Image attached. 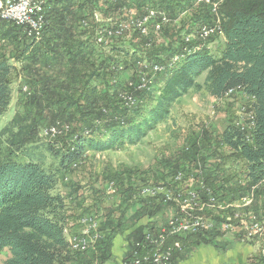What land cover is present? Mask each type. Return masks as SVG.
Instances as JSON below:
<instances>
[{
    "label": "trees",
    "instance_id": "trees-1",
    "mask_svg": "<svg viewBox=\"0 0 264 264\" xmlns=\"http://www.w3.org/2000/svg\"><path fill=\"white\" fill-rule=\"evenodd\" d=\"M31 1L41 6L39 39L0 19V117L8 111L11 85L18 81L13 116L0 129V253L8 251L2 264H106L114 239L124 234L122 262L144 258L146 235H156L170 216L167 212L175 210L170 202L138 194L149 184L187 188L202 183L219 203L250 193L257 201L264 194V0H218L216 15L196 0ZM126 9L135 17L161 11L178 22V29H164L167 42L162 43L153 31L146 36L134 31L127 39L119 32ZM99 14L104 22L96 21ZM216 16L221 48L211 51L205 44L210 38L184 42ZM203 74L200 85L197 79ZM202 88L218 101L241 94L249 102L250 118L227 124L219 134L201 126L182 146L166 147L170 153L152 166L105 168L104 197L112 183L119 203L104 205L100 236L92 248L72 250L66 235L70 223L74 220L77 229L69 235L78 234L79 220L93 213L86 208L73 215L71 203L81 193L67 184L68 175L88 152L143 143L167 121L173 103ZM51 127L57 135L46 134ZM226 166L238 167L233 183ZM178 174L183 182L174 183ZM232 217L230 211L224 217L213 211L209 218L216 225L238 227ZM220 236L215 229L170 238L167 245L178 241L181 250H173L167 264L177 262L185 248ZM260 259L264 263V256Z\"/></svg>",
    "mask_w": 264,
    "mask_h": 264
},
{
    "label": "rangeland",
    "instance_id": "rangeland-1",
    "mask_svg": "<svg viewBox=\"0 0 264 264\" xmlns=\"http://www.w3.org/2000/svg\"><path fill=\"white\" fill-rule=\"evenodd\" d=\"M31 7H39L35 8V15H42L40 5L35 4L31 1ZM210 10L215 15L216 12H213L212 8H210ZM148 11L156 13L157 19H169L167 15L161 11H156L153 9ZM135 16H137L136 13L133 10L130 11L129 9L124 10V14H122L124 21H122L121 24L124 26L123 32L126 33L124 37L127 39L131 37V33L136 31L135 29H133V25L131 22L133 18H137ZM101 18L104 22V18L102 17V15L99 14V16H95L96 21H102ZM176 23L178 22L170 21L169 23L162 25L161 29L157 31L154 30L153 25L151 23H144V35H141L140 32L139 34L141 36H146L149 31H153L154 33L152 34L156 35L155 39L158 43L167 42V37L164 35L163 30L167 28L169 30H173L172 28L177 30L178 28L175 26ZM215 24L219 25V19L217 17L214 23L210 25H204V27L214 28ZM220 33L221 32L219 27V31L215 32V35H210L207 38L208 40L209 38L213 39V41L205 43V41H208L207 39H200L202 37L201 26L195 32V34L185 36L184 42L191 43L193 39L197 38L204 42L211 51H214L215 49H219L222 46L223 40L220 36ZM100 34L101 33L97 34V36H99ZM99 37L103 38L104 40L103 36ZM35 39L37 40L39 39V37H35ZM195 46H193V49ZM154 70H158V68L154 67ZM204 78L205 74L200 76L197 79V82L202 85ZM11 87L13 90L12 101L10 103L8 111L0 117V129H2L9 123L14 113L15 102L17 99L16 92L18 88V81H13ZM248 103V100L241 94L233 95L227 98L226 100L223 99L221 101H218L210 97L203 88L198 91L189 90L187 94H185L179 100L172 104L169 109L170 114L168 116L167 121L158 124L156 130L151 131L148 136L143 140V143L131 147L124 146L116 151L102 153L88 152L86 154V157L83 159L81 164L78 165L75 171H72V173L68 175L69 180L67 184H73V187L78 188V192L81 193V196L77 198L76 203H71L73 206V215L75 214V216H77L87 208L90 209V211L93 213L92 215L97 217L99 221L100 217L104 215V205L109 207L113 203H119L117 197L112 196V194H108L107 190L105 192L104 197V182H102L101 176L104 173L105 168L109 167L115 169L120 166L131 167L137 165L146 168L152 166V164L157 160V157H160L161 155L166 153H170L169 150L166 149V147L170 148L172 151L173 147L182 146L188 138L190 132L198 131L201 126H205L211 129L214 134H219L227 124L231 122H236L239 124L240 122L244 121L245 118H250V114L246 110V108L248 107ZM42 131L40 132V137L44 141L46 136L43 135L44 132ZM226 168H228L226 174L229 176V182L233 183V176L238 173V167L226 166ZM61 184H59L57 189H60V192L66 195L68 193V190H66ZM149 185H163V183ZM217 203L219 202L217 201ZM181 204H190V197H181ZM251 205H254V209L256 208L257 211H253V208L251 207L249 208V206ZM220 207H222V209H219V211L213 210V207H206L205 209L203 208L201 214L208 218L214 211L222 213L224 217L226 216V213L230 211L233 215L232 220L238 221V227L232 225L231 223V227L233 229L232 231H229L228 229L220 230V234L225 236V238L234 237L240 241H254L255 239L252 240V236L250 234H246V232L248 233L250 230L249 225H253L252 221H254L255 223H259L262 230L264 231V194L261 197L259 196L257 201H255V196L250 193L247 198H234L232 202L222 203V206ZM178 212L180 215H177ZM167 213H169L168 215H170L167 218V221L169 218H171L172 215H174V219L181 218L183 216L181 208H179L178 210L177 207H175V210L173 212L170 210ZM158 218L159 217H157L156 219ZM72 222L74 223V220ZM143 222L146 223L147 221L143 220ZM73 223H70L71 229H67L66 235L67 242L70 245L71 249L76 251L73 246L83 245V234L82 231L79 230L78 234H73L72 238H70L69 234H71V232L77 229L76 226H74L75 228H73ZM166 223L157 229L158 232L166 225ZM121 237L123 236H119L118 238L119 244L118 249L116 250L117 257H119V253L123 248V241H125V247H127L126 240H123V238ZM255 241H258V243H260L259 246H264V236L256 238ZM93 245L94 243L91 244L90 247L92 248ZM263 249L261 250L263 251ZM7 255L8 251L6 249H4L0 253V264L4 262V260L7 258ZM120 264H123V262L121 261Z\"/></svg>",
    "mask_w": 264,
    "mask_h": 264
},
{
    "label": "built area",
    "instance_id": "built-area-1",
    "mask_svg": "<svg viewBox=\"0 0 264 264\" xmlns=\"http://www.w3.org/2000/svg\"><path fill=\"white\" fill-rule=\"evenodd\" d=\"M114 2L115 0H110ZM198 4H204L212 8L213 12H216L218 6V0H196ZM35 8L31 7V0H4L0 1V19L12 21L16 25L24 27L27 31L29 37H40V32L43 26V16L35 15ZM216 15V13H215ZM217 17V16H216ZM133 29L144 35V23H151L155 31L161 29L162 25L170 22V19L160 20L157 19V14L147 11L144 15L133 18L131 21ZM219 25L215 24L214 28H205L202 26V37L201 40L207 39L210 35H215V32L219 31ZM124 26L119 25V32H123ZM118 33V32H117ZM103 42V38H98V43ZM188 42V41H186ZM199 46H195L194 50H198ZM46 134L50 136L57 135L56 128L51 127ZM180 183L182 181V176L178 174L174 183ZM115 192L113 184L108 186V194H113ZM138 194L141 197L149 198H159L164 202H170L174 204L175 207L181 208L183 216L181 218H171L168 219L166 225L157 232L156 235L147 234L145 241L149 243L147 250V256L142 259H134L131 262L123 264H167L172 256L173 250L180 251L181 245L178 241H174L171 245H167V241L170 238L176 236H186L192 234L205 233L211 231L214 228V221L212 218H207L201 214L203 208L213 207L215 211L222 209V203H217L216 199L213 198L209 190L202 184L198 183L194 187V184H189L187 188L178 185L175 188H168L163 185H147L139 189ZM205 196V198H203ZM181 197H190V204H181ZM222 211V210H220ZM177 215H180L179 212ZM253 225H249V232L252 239L264 236V231L262 230L259 223L252 221ZM80 230L83 234V245L75 246L76 251H86L90 248L100 236L98 228L99 221L97 217L92 215L83 216L79 220ZM220 229H228L232 231L231 223L220 224ZM72 238V235H69ZM168 246V247H166Z\"/></svg>",
    "mask_w": 264,
    "mask_h": 264
},
{
    "label": "crops",
    "instance_id": "crops-1",
    "mask_svg": "<svg viewBox=\"0 0 264 264\" xmlns=\"http://www.w3.org/2000/svg\"><path fill=\"white\" fill-rule=\"evenodd\" d=\"M215 229L220 233V225H216L214 222L213 230ZM220 235V237L211 240L209 243H201L196 247L185 248L180 259L172 264H264L260 259L264 256V249L261 245L259 246L260 243L255 241L256 239L245 242L234 237L225 238L222 234ZM125 236L126 234L121 238L124 240ZM118 238L119 236L114 239L111 249L112 257L106 264H120L122 261L121 258H123L127 247H125L126 243L123 241V248L119 253L120 258L117 257Z\"/></svg>",
    "mask_w": 264,
    "mask_h": 264
},
{
    "label": "bare ground",
    "instance_id": "bare-ground-1",
    "mask_svg": "<svg viewBox=\"0 0 264 264\" xmlns=\"http://www.w3.org/2000/svg\"><path fill=\"white\" fill-rule=\"evenodd\" d=\"M78 243V242H77ZM75 248V246H73Z\"/></svg>",
    "mask_w": 264,
    "mask_h": 264
}]
</instances>
